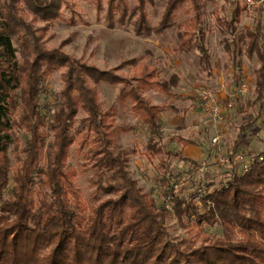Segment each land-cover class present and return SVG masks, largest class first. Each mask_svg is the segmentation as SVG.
<instances>
[{"label": "trees", "instance_id": "trees-1", "mask_svg": "<svg viewBox=\"0 0 264 264\" xmlns=\"http://www.w3.org/2000/svg\"><path fill=\"white\" fill-rule=\"evenodd\" d=\"M146 1L152 2L137 0L132 11V15L140 13L137 33H160L172 26L179 0L168 3L157 27L147 23L143 13ZM14 2L7 0L5 12H0V264H264V151L252 158L245 171L234 169L218 187L200 196L196 191L188 197L174 194L175 181L163 157L174 155L196 164L183 148L198 144L182 135L172 136L170 141L180 149L167 152L160 144L163 134L159 121L160 113L170 106L153 104L142 92L153 87L173 96L178 75L159 80L154 69L135 65L137 60L130 59L122 65L135 69L136 75L128 79L114 70L88 65L60 49L48 50L17 16ZM25 2L42 19L56 13V0ZM116 6L121 9L119 22H124L127 9ZM240 13L236 6L231 18H216L215 22L227 36L222 42L233 60L241 53L239 44L248 46L249 55L256 52L261 65L255 73L251 105H258L256 119L261 118L264 124V54L257 47L258 32H238ZM112 18L108 19L109 27ZM201 24V13L196 10L179 27L175 50L195 49L201 68L211 73ZM18 27L31 36L26 45L32 56L21 61L12 43ZM61 68L65 70L60 102L53 112H46L40 102L42 83ZM103 82L121 85L118 100H129L131 111L146 126L150 137L144 154L151 161L160 156L164 199L171 209L178 217H193L195 226L218 225L221 236L205 237L198 246L170 238L165 226L170 213L166 203L156 204L152 194L137 186L127 168V151L113 149L120 129L114 126L115 110H104L98 100L96 86ZM80 110L85 116L76 125ZM253 120L242 125L240 132H245ZM15 130L24 131L28 137L21 149L23 157L12 169L8 151L16 144ZM78 138L79 150L84 152L82 165L93 172L94 191L89 201L75 184L76 169L67 162ZM103 196L106 198L101 199ZM196 197L200 209L191 200Z\"/></svg>", "mask_w": 264, "mask_h": 264}, {"label": "rangeland", "instance_id": "rangeland-1", "mask_svg": "<svg viewBox=\"0 0 264 264\" xmlns=\"http://www.w3.org/2000/svg\"><path fill=\"white\" fill-rule=\"evenodd\" d=\"M170 1L172 0L146 1L143 13L150 27H157ZM251 1L253 3L249 0H179L173 11L172 26L160 33L150 34L136 31L140 13L135 10L136 13L132 15V11L134 12L137 0H113L111 8L109 0H56V13L47 20L36 14L25 0H15L14 7L17 16L32 28L39 44L48 50L60 49L88 65L100 70H114L115 74L128 79L136 75L135 69L122 65L130 59L137 60L135 65L144 64L154 69L159 80H167L172 74L178 75L177 86L172 88L173 96H167L153 87L142 93L153 104L170 106L160 113L159 121L163 134L160 144L167 152L180 149L178 144L170 141L172 136L182 135L198 144L190 145L187 149V153L192 156L200 154V158L195 159L196 164L174 155L163 157L166 158L172 179L177 184V189L172 185L173 193L188 197L191 192L196 191L200 196L218 187L237 169L215 163L216 154L229 155L239 150L246 155L256 156L264 151V124H261V118L256 119L258 105H251L255 98V73L261 63L255 51L251 55L247 53L248 46L244 44H239L241 53L233 60L226 53L222 42L227 36L215 22L216 18H231L237 6L241 10L238 32L245 33V29L258 32L257 47L264 54V0ZM6 4L7 0H0V12H5ZM117 4L127 9L124 22H119L121 9H118ZM196 10L201 13L211 73L201 68L195 49L189 52L175 50L179 43V27L184 26ZM110 16L113 17L111 27L108 26ZM27 40H31V36L22 27H18V33L12 34V43L19 61L32 56L31 48L26 45L29 42ZM244 42H248L246 37ZM64 70L61 68L53 72L42 83L40 102L46 112H53L60 102ZM243 82L248 84L249 89L240 95L238 89ZM120 87V84L105 82L96 86L102 108L115 110L114 126L120 130L115 136L113 149L127 151V168L137 186L143 192L152 194L156 204L166 203L165 207L170 213L165 226L170 238L175 242L185 241L198 246L205 237L221 236L218 225L203 223L199 227L195 226L193 217H178L170 203L164 199L166 187L161 181L164 168L159 165L160 156L151 161L144 154L150 134L131 111V102L118 100ZM203 89H210L216 94L221 119H211L204 113L199 99V93ZM84 116L85 113L80 110L76 125ZM251 119L254 120L250 127L241 133L240 127ZM123 127L131 129L122 130ZM14 135L16 144L8 151L12 169L17 167L23 157L21 149L28 137L22 130H15ZM215 136L219 137L218 145L212 143ZM79 145L78 138L70 149L67 162L68 166L76 169L75 184L83 198L89 201L94 191L91 184L93 172L82 165L85 162L84 152L79 150ZM201 163L206 165L204 179L197 173V167ZM104 198L106 196L101 197ZM191 200L201 208L198 197Z\"/></svg>", "mask_w": 264, "mask_h": 264}, {"label": "built area", "instance_id": "built-area-1", "mask_svg": "<svg viewBox=\"0 0 264 264\" xmlns=\"http://www.w3.org/2000/svg\"><path fill=\"white\" fill-rule=\"evenodd\" d=\"M249 2L253 3L251 0H249ZM249 89V86L246 82H243L238 91L240 95L245 94ZM199 99L201 102V106L202 109L204 111V113L209 116L211 119L217 120V119H221V109L219 107L218 104V99L216 94L210 90V89H203L202 91H200L199 93ZM218 141H219V137L215 136L212 138V143L213 145H218ZM254 156L251 155H246L241 151H237L231 154H223V153H218L216 154V157L214 158L215 163L224 166H233L235 168H237V170L239 172H243L245 171L252 158ZM259 159L261 160L262 158L259 157ZM197 173L199 175V177L201 179H204L206 176V165L205 163H201L198 167H197ZM175 188L177 189V184H174ZM174 188V190H175Z\"/></svg>", "mask_w": 264, "mask_h": 264}, {"label": "crops", "instance_id": "crops-1", "mask_svg": "<svg viewBox=\"0 0 264 264\" xmlns=\"http://www.w3.org/2000/svg\"><path fill=\"white\" fill-rule=\"evenodd\" d=\"M188 146H190V145H188ZM188 146H186V147L183 148V153L186 154L187 156L191 157V158L193 157V159L200 158V154H198L197 156H192L189 153H187Z\"/></svg>", "mask_w": 264, "mask_h": 264}]
</instances>
